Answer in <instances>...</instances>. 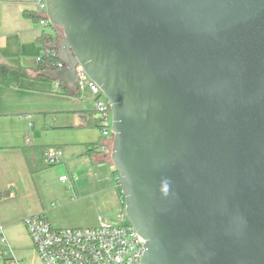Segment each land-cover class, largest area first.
<instances>
[{"label": "water", "instance_id": "95a60500", "mask_svg": "<svg viewBox=\"0 0 264 264\" xmlns=\"http://www.w3.org/2000/svg\"><path fill=\"white\" fill-rule=\"evenodd\" d=\"M52 82L110 104L140 264H264V0H45Z\"/></svg>", "mask_w": 264, "mask_h": 264}, {"label": "crops", "instance_id": "0c3cea01", "mask_svg": "<svg viewBox=\"0 0 264 264\" xmlns=\"http://www.w3.org/2000/svg\"><path fill=\"white\" fill-rule=\"evenodd\" d=\"M35 9L34 0H0V65L37 68L42 59L37 39L52 31L25 17ZM93 101L88 91L64 96L50 80L21 78L17 86L0 85V194H6L0 199V225L13 255H30L22 224L27 216L42 212L55 228L93 227L98 218L110 219L108 207L116 200L122 203L108 156L93 150L101 138ZM47 149L61 150L63 160L49 167L31 155ZM26 150L35 173L29 171ZM62 176L68 181H59ZM54 201L59 206L51 207ZM72 207L78 215L71 217Z\"/></svg>", "mask_w": 264, "mask_h": 264}, {"label": "built area", "instance_id": "2783aa9c", "mask_svg": "<svg viewBox=\"0 0 264 264\" xmlns=\"http://www.w3.org/2000/svg\"><path fill=\"white\" fill-rule=\"evenodd\" d=\"M34 2L35 11L41 16L38 25L45 31H52L53 27L46 15L45 0ZM52 56L57 58L53 64L55 70L63 68L64 65L58 60V53L53 52ZM75 74V87L79 91H88L94 97V115L99 122L101 137L112 138L113 141L109 101L89 79L81 65H76ZM111 145L112 142L110 146H102L100 151L110 156ZM42 160L45 166H54L63 160V152L59 149H47ZM59 181L67 182L68 177L62 176ZM121 200L123 202L122 197ZM115 217L117 223L98 218V224L93 227L55 228L41 212L25 217L22 224L41 264H140L145 241L135 233L127 220L124 205L122 212ZM0 264H20L6 241L1 225Z\"/></svg>", "mask_w": 264, "mask_h": 264}, {"label": "trees", "instance_id": "16d2710c", "mask_svg": "<svg viewBox=\"0 0 264 264\" xmlns=\"http://www.w3.org/2000/svg\"><path fill=\"white\" fill-rule=\"evenodd\" d=\"M25 17L31 19L34 23H38V21L41 19V16L36 12H27L24 14ZM38 44L42 48V59L39 62L38 66L34 70H27L22 68H12L8 67L6 65H0V85L6 86V87H12L17 86L18 82L21 78H34L38 80H49L46 76L47 72L55 70L53 67V64L57 61L56 56H52L53 52L58 53V45H59V30L56 28H52V32L46 33L42 32L41 36L37 39ZM58 90L59 93L64 96H71V97H77L79 96V90L77 87L74 89H70L65 83H58ZM99 128V122L98 125H96ZM112 142V138L110 139H104L100 138L99 143L93 147V150H97V152H100V148L102 146H110ZM32 154L35 157H39V160L41 161L43 158V153L39 152L37 155V151H31ZM25 159L29 168V171L31 173H35L37 169L32 166V162L30 161L29 155L27 150L25 151ZM30 154V153H29ZM108 156L109 162L110 156ZM43 161V160H42ZM112 164V163H111ZM111 175H114L116 178L117 183V190L120 193L119 188V175L116 171L115 167L113 168ZM6 194H0V199L5 197ZM121 196V193H120ZM122 197V196H121Z\"/></svg>", "mask_w": 264, "mask_h": 264}, {"label": "rangeland", "instance_id": "374dc122", "mask_svg": "<svg viewBox=\"0 0 264 264\" xmlns=\"http://www.w3.org/2000/svg\"><path fill=\"white\" fill-rule=\"evenodd\" d=\"M109 119H110V122H111V115L109 116ZM109 167L112 168V170L114 168V166L111 163H110V166ZM118 192L116 193L117 198H118V194H119ZM59 204H60L59 201H54L52 203V206L51 207L59 206ZM123 205H124L123 202L122 203L121 202L119 203L118 200H116L115 205H111L110 207H108L109 209H108L107 212H108L109 215H111V217H107V219L110 218V219H108L110 222H113V223H117L118 222L115 216L118 213L122 212ZM68 212H69L68 213L69 216H71V217H72V215L73 216L76 215V214L78 215V211H77L76 207L70 208L68 210ZM124 222H126V220ZM66 227H70V226H64V228H66ZM6 240H7V238H6ZM7 243H8V240H7ZM14 255H15L16 259H18V261H20V264H41V262H40V260H39V258L37 256V254H36V252L33 250L32 247L30 248V255L28 256V258H21L15 252H14Z\"/></svg>", "mask_w": 264, "mask_h": 264}]
</instances>
